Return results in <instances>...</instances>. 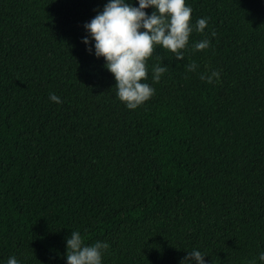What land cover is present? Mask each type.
<instances>
[{"label":"trees","instance_id":"obj_1","mask_svg":"<svg viewBox=\"0 0 264 264\" xmlns=\"http://www.w3.org/2000/svg\"><path fill=\"white\" fill-rule=\"evenodd\" d=\"M109 2L0 0V264H67L75 231L101 264H264V0H185L184 59L156 46L134 110L85 28Z\"/></svg>","mask_w":264,"mask_h":264},{"label":"clouds","instance_id":"obj_2","mask_svg":"<svg viewBox=\"0 0 264 264\" xmlns=\"http://www.w3.org/2000/svg\"><path fill=\"white\" fill-rule=\"evenodd\" d=\"M139 7L130 6L126 0H110L102 13L96 15L85 25L95 44V55L103 57L106 69L116 81L117 96L128 109H136L148 101L154 89L142 81L147 79V61L153 56L156 46L176 54L177 60H183L182 50H186L189 37L193 32L191 25L192 9L185 0H138ZM154 11L149 16L145 9ZM207 19H198L195 30L203 33ZM215 36V33H212ZM85 45L89 40H83ZM209 48L207 39L196 42L192 50L203 51ZM91 51V50H90ZM160 57H157L159 60ZM188 71H195V63L189 64ZM167 68L156 63L152 66L153 81L159 82ZM219 72L202 74L200 79L209 84L218 80ZM50 100L61 103L60 98L50 94ZM67 264H101L102 252L109 248L107 243L96 242L86 246L79 231L72 232L66 239ZM204 255L199 251L188 253L182 264H205ZM264 262V253L259 256ZM7 264H18L15 257H10Z\"/></svg>","mask_w":264,"mask_h":264}]
</instances>
